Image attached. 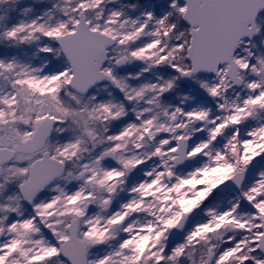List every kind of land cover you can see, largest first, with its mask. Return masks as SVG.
I'll use <instances>...</instances> for the list:
<instances>
[{
    "label": "snow or ice",
    "instance_id": "obj_1",
    "mask_svg": "<svg viewBox=\"0 0 264 264\" xmlns=\"http://www.w3.org/2000/svg\"><path fill=\"white\" fill-rule=\"evenodd\" d=\"M0 264H264V0H0Z\"/></svg>",
    "mask_w": 264,
    "mask_h": 264
}]
</instances>
